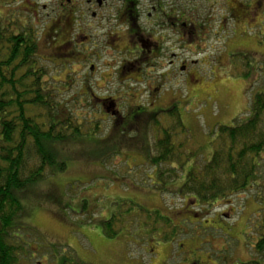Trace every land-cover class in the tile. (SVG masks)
<instances>
[{
  "label": "rangeland",
  "instance_id": "rangeland-1",
  "mask_svg": "<svg viewBox=\"0 0 264 264\" xmlns=\"http://www.w3.org/2000/svg\"><path fill=\"white\" fill-rule=\"evenodd\" d=\"M62 1L0 0V24L33 29L39 53L49 61L46 80L54 79L83 135L91 132L101 146L91 138L60 146L68 161L64 173L48 175L22 195L18 264H190L198 247L194 259L200 257L201 264L248 261L261 190H241L211 205L179 190L193 165L211 159L219 127L250 119L251 104L264 91V0H158L165 10L175 5L186 12L190 22L208 15L207 41L180 46L175 51L180 61L169 72L162 68L167 62L157 61V68L146 60L142 72L131 65L121 79L117 72L123 65L138 60L136 52L125 51L128 30L116 20L122 0H106L114 3L111 12L84 0L61 11ZM135 1L144 26L151 2ZM93 13L106 19L100 22ZM83 33L90 38L87 45H81L87 41ZM183 61L185 70L179 68ZM93 95L109 98L111 112L139 118L122 129L92 107ZM141 107L161 113L158 125L139 114ZM166 133L175 152L155 162ZM105 150L113 153L96 159ZM259 159L257 175L264 178V152ZM112 213L116 217L106 222ZM159 215L167 219L159 221ZM148 218L149 234L140 230ZM111 223L114 239L102 231L108 234Z\"/></svg>",
  "mask_w": 264,
  "mask_h": 264
},
{
  "label": "trees",
  "instance_id": "trees-1",
  "mask_svg": "<svg viewBox=\"0 0 264 264\" xmlns=\"http://www.w3.org/2000/svg\"><path fill=\"white\" fill-rule=\"evenodd\" d=\"M11 23L0 24V264H18L19 261L22 247L16 239H20L18 231L23 228L20 226L24 211L22 195L28 188L37 187L48 175L66 170L68 161H64L60 146L81 138H91L101 146L91 132L83 135L77 116L68 113L67 104L59 99L61 91L54 79L46 80L49 61L39 53L40 38L32 28ZM50 81L54 82L53 86ZM94 99V95L91 96L92 107L110 117ZM73 103L78 102L74 100ZM250 111V119L219 127L211 159L200 166L193 165L179 191L199 203L211 205L241 190H261L262 194L257 193L255 197L262 207L253 225L257 239L252 255L248 261L238 263L264 264V178L257 175L259 165L256 161H260L264 152V91L255 96ZM154 113L156 115L153 112L144 115L158 125L161 113ZM133 116L139 118L138 113ZM120 127L126 129L128 126ZM160 140L156 148L162 155L155 162L175 152L170 134L166 133V138ZM108 153L113 151L105 150L96 159H107ZM85 156L92 158L88 153ZM113 216L116 217L112 213L106 222L113 220ZM158 219L167 218L159 215ZM147 223L149 218L141 231L150 225L145 226ZM106 227L109 233L102 229L104 235L114 239L117 233L113 223ZM145 232L151 233L148 229Z\"/></svg>",
  "mask_w": 264,
  "mask_h": 264
},
{
  "label": "flooded vegetation",
  "instance_id": "flooded-vegetation-1",
  "mask_svg": "<svg viewBox=\"0 0 264 264\" xmlns=\"http://www.w3.org/2000/svg\"><path fill=\"white\" fill-rule=\"evenodd\" d=\"M75 0H65L61 2L63 6L61 11L68 10L67 8H71L72 3ZM86 4H95L98 9H104L107 7V12H111L114 9V3L111 1L106 0H84ZM151 5L144 16V26L139 25L140 20V13L137 10L138 3L135 0H122L121 7L117 9V16L116 20L120 22L122 20L121 25H126L128 34L126 36L128 40V46L125 51L130 53L136 52L138 56V60L132 61L130 63H125L123 67L117 72L118 78H123L127 72L132 70L129 66H135L136 70H140L142 72V62L147 60V64H155L153 67H157V61H161V63L167 62V65H164L163 70L167 69L169 72V68H172L175 65L177 60L180 61V56L176 54V50L179 49L180 46L186 44H192L193 42L204 43L207 41V34H208V15L204 19L203 22L196 23L190 22L189 17L185 14L186 12L182 13L181 11L177 10L174 6L169 7L165 10V6L161 4L160 1H151ZM241 6V5H240ZM244 7V5H243ZM251 10V9H250ZM246 11L247 8H246ZM252 13V10H251ZM83 15V14H82ZM82 16L80 17L79 21L81 20ZM93 18L100 20L103 22L106 17L105 15H96L93 13ZM108 23H111V19H108ZM101 26V25H100ZM112 33H110L111 35ZM84 38L87 40L86 42L82 43L81 45H87L89 42L88 35H85ZM125 38L118 37V40L123 43ZM134 39L132 44H129V40ZM190 41L189 43H187ZM168 49H165V46ZM120 50V49H119ZM88 51V50H85ZM185 61H183V65H180L181 70H185L188 68V65H184ZM141 82V81H136ZM96 99L97 106L102 107L110 117H112L114 125L117 126H132L136 121L137 117L135 116H123L120 114L118 109L111 112L110 108L107 106L109 98H98L94 96ZM149 113L148 108L141 107L140 114H147ZM109 117V118H110ZM201 248L198 247L195 251L192 252V260L190 264H201V260L194 259V255H196V251L200 250ZM190 254V253H189ZM199 256V255H198ZM189 258V257H188ZM190 260V259H189Z\"/></svg>",
  "mask_w": 264,
  "mask_h": 264
}]
</instances>
